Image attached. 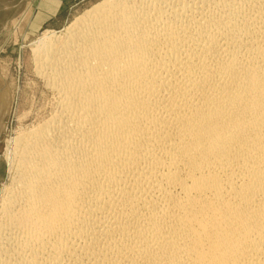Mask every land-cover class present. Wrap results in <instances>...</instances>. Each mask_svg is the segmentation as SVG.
Listing matches in <instances>:
<instances>
[{
  "label": "bare ground",
  "instance_id": "6f19581e",
  "mask_svg": "<svg viewBox=\"0 0 264 264\" xmlns=\"http://www.w3.org/2000/svg\"><path fill=\"white\" fill-rule=\"evenodd\" d=\"M31 51L0 264H264V0H103Z\"/></svg>",
  "mask_w": 264,
  "mask_h": 264
},
{
  "label": "rangeland",
  "instance_id": "374dc122",
  "mask_svg": "<svg viewBox=\"0 0 264 264\" xmlns=\"http://www.w3.org/2000/svg\"><path fill=\"white\" fill-rule=\"evenodd\" d=\"M101 1L0 0V85L10 106V113L6 118L3 115L0 127V191L9 176L4 152L15 135L23 110L31 109V122L39 121L50 110V95L42 93L43 88L31 71L32 47L46 35L61 34L77 16Z\"/></svg>",
  "mask_w": 264,
  "mask_h": 264
}]
</instances>
